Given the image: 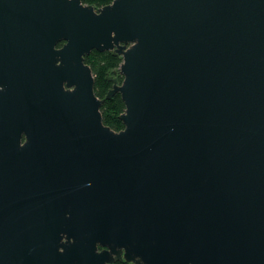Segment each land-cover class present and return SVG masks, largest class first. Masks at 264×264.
I'll return each instance as SVG.
<instances>
[{
	"label": "water",
	"instance_id": "95a60500",
	"mask_svg": "<svg viewBox=\"0 0 264 264\" xmlns=\"http://www.w3.org/2000/svg\"><path fill=\"white\" fill-rule=\"evenodd\" d=\"M121 261L264 264V0H0V264Z\"/></svg>",
	"mask_w": 264,
	"mask_h": 264
},
{
	"label": "trees",
	"instance_id": "16d2710c",
	"mask_svg": "<svg viewBox=\"0 0 264 264\" xmlns=\"http://www.w3.org/2000/svg\"><path fill=\"white\" fill-rule=\"evenodd\" d=\"M112 1L113 0H82V3L96 9L108 5ZM84 63L89 66L94 76V93L96 97L104 100L100 108L103 124L115 132L122 130L123 125L119 117L124 112L125 108L120 95L115 94L108 100L104 99L113 85L108 78H116L119 82L122 80L118 75H114V72L118 70L122 63L121 57L113 52L99 53L92 51L88 56L84 57ZM114 264L128 263L121 261L115 262Z\"/></svg>",
	"mask_w": 264,
	"mask_h": 264
},
{
	"label": "flooded vegetation",
	"instance_id": "af4514ba",
	"mask_svg": "<svg viewBox=\"0 0 264 264\" xmlns=\"http://www.w3.org/2000/svg\"><path fill=\"white\" fill-rule=\"evenodd\" d=\"M22 142H24V139H22ZM101 249L99 248V251H100Z\"/></svg>",
	"mask_w": 264,
	"mask_h": 264
}]
</instances>
